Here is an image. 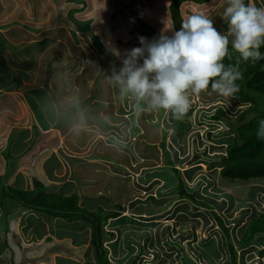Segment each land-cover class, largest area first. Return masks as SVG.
<instances>
[{
	"label": "rangeland",
	"instance_id": "rangeland-1",
	"mask_svg": "<svg viewBox=\"0 0 264 264\" xmlns=\"http://www.w3.org/2000/svg\"><path fill=\"white\" fill-rule=\"evenodd\" d=\"M64 1L56 0L61 6ZM73 1L76 2V6L71 11L67 8H60L62 19L59 20L61 23H67L68 32L66 36H61L63 42H56L57 44L52 45V41L46 38L39 42L33 41L28 43V46L26 45V53L25 48L23 49L21 45H13L0 40V109L7 103L6 97L1 95L2 92L23 84L19 91L15 90L11 93L12 95L10 94L12 103L7 104L10 105L7 106L5 112L17 120L14 122L8 120L9 122L5 123V120L10 117H5V115L0 117V135L12 133L11 141L5 149L1 150L0 157L3 158L6 152L11 151L17 143L20 146L24 145L19 141L15 143V137L21 133L17 129L21 128L19 122L22 119L20 116L22 115L21 118H24L25 114H22V107L19 105L20 99L29 101L34 119L41 129L48 128L50 125H54V122L58 123L57 121L63 124L59 128L52 126L49 132L39 131L35 126L32 131L38 135H35L32 140L34 148L36 146L55 147L61 143V147L68 152L74 151V147L78 146L85 148V150L79 151L81 154H85L88 150L89 154L94 152L98 155L101 154V148L108 147L110 149L108 150L111 155L105 156L104 160L109 161L119 170L117 171L119 175L111 180H116L118 187L115 192V186H111L110 203L113 206L121 205L126 208L129 205L137 206V214H140H132L129 210L125 211L127 213H122L125 218H116L113 221L109 219L106 225L109 229H112L110 222H116L117 225L119 222V225H123L119 232L121 241L114 239L106 244L108 253L111 252L114 259H122L124 264H130L132 258L127 256L132 257L139 253L140 258L135 264H182L181 259L183 261L186 257L193 264H230L232 255L230 248L232 247L236 250L238 264H264V256L262 260L258 257L260 245L257 243L252 242L242 248L238 247L242 228H245L243 224L246 225L253 219L250 217L253 216L252 211L256 209L254 206L259 205L258 200L259 202L263 201L260 205L264 210V193L260 192L258 188L253 189L257 197L250 196L252 200H249L247 204L251 205L247 206L239 199H235L237 197L233 198L236 193L235 189L233 195L229 188H227L228 193L221 189V184L229 185L227 187L232 189L231 185H246V181H231L221 177L218 171L224 160L225 147L231 136L235 134L236 126L255 115L264 114V92L244 89L240 86V95L250 100V104H242L235 96L226 99L218 95L211 86L199 94L189 91L191 106L188 114H185L182 119H174L170 113H164V110L161 109L157 110V120L153 122L151 117L136 112L137 115L129 117L131 120L137 116V125L130 128L129 137L125 136L122 139L114 138V136L107 137L108 134L104 133L107 127L104 131H97L101 119H99L100 116L96 113L95 108L90 112L88 107L90 105L84 107L86 101L94 97L91 90L93 86L94 88L97 86H102L105 89L111 88L107 79L111 74H105L106 70L103 71L100 64L98 79L91 80V77L87 76L86 71L94 69L92 54L89 51L91 47L89 48V44L87 45L85 40H82L85 37L79 32L87 33L96 51L104 56L105 61L109 58L113 59V55L108 51V48L112 46L122 49L138 43L137 47H139L141 46L139 40L141 36L147 39L158 38L165 28H169V31L165 33L167 35L175 31L173 23L170 21V6L167 5L170 0H163L157 7L160 9L157 10L152 8L154 2L151 0L152 3L146 4L149 7L147 15L146 12L139 11V4L142 0H110L107 11L98 8L102 3L99 2L100 0L95 6L92 3L96 0ZM262 1L245 0L246 3L251 2L256 6H261ZM6 2L7 0H0L2 10H5L3 3ZM161 5L162 7H160ZM15 6L17 7L15 4L13 8ZM226 6L227 0H185L181 5V15L185 19L194 12H204L213 19L214 27L218 31L227 34L228 24L222 18ZM16 7L5 20L8 21L14 17L16 19L17 16L25 13L20 8L21 11H18L19 9L15 11ZM92 8L94 10H91ZM28 13L27 19L35 22L34 25H36L39 12L30 10ZM86 14H90V16L87 17ZM13 22L17 23V20ZM69 35L70 37H68ZM6 36L12 39V37L19 38L20 34L15 32L11 38L9 34ZM14 44L17 43L14 42ZM47 45H52V48L35 55L39 49ZM66 48L69 50L62 53L61 50ZM20 54H24L25 58H22L23 56ZM66 54L67 57H65ZM120 66L121 64L115 65L117 69ZM25 79L26 81H23ZM36 85H42L44 90H30L29 88L26 93V87ZM64 89H67V92ZM105 89L101 90V97L110 96V91H105ZM60 96L61 98L63 96L71 98L72 105L64 106L65 104L61 103L60 111L57 112L54 101L58 100ZM61 101L64 99H60ZM249 105L251 107H247ZM127 106L125 103V110L129 109ZM114 108L116 109V107ZM219 109H222L224 113L216 119L213 116ZM243 110H245L244 116L242 115ZM88 112L90 113L87 114ZM138 117L146 118L145 121L148 125L160 129L161 145L150 144L146 140L142 142L141 138H146L147 131L144 127L145 124ZM163 118L169 126V134L162 121ZM1 121L5 124L4 129ZM153 131L148 134L150 139L156 134ZM133 133L137 134L134 139L131 138ZM167 134L170 136L169 138H167ZM142 146L146 148L147 155L140 154L139 149L142 150ZM26 147H31L30 143L26 144ZM140 158L141 164L154 165V160H158L162 165L149 167L142 171L140 176L137 172V177H134V170H138ZM134 159H137V168H132L129 165ZM173 168H177L179 172L174 171ZM32 169L35 170L36 167H32ZM9 171L10 167L6 169L5 174H0V181L7 183L8 175L6 173ZM126 175L128 177H122ZM179 176L184 179L185 190L188 193H194L195 200H191L190 197L181 198L178 195ZM65 177H61V180L65 181ZM144 177L153 178L148 185L155 188L157 197L147 199L150 196L148 194L144 198V200L147 199L145 202H134L136 198L140 197L137 195L134 200H131L133 197H129L126 193L135 180L138 188L139 181L144 180ZM56 178L58 177L48 178L45 175V180L48 183L56 181ZM160 178L165 184L162 189H160L161 186L155 187ZM252 181L264 184V177ZM42 184L48 192L53 191V188L47 186L44 181ZM119 190L125 200L117 203L113 196L119 194ZM144 193L140 191V195ZM181 199H185L182 204L180 203ZM99 205L104 206L102 203ZM212 211L220 217L225 226H229V235H226L219 220H215ZM126 214H128L127 217ZM107 238L109 236H106ZM59 247L65 249L61 245ZM95 257L98 261L96 253ZM108 259L110 260V258Z\"/></svg>",
	"mask_w": 264,
	"mask_h": 264
},
{
	"label": "crops",
	"instance_id": "crops-1",
	"mask_svg": "<svg viewBox=\"0 0 264 264\" xmlns=\"http://www.w3.org/2000/svg\"><path fill=\"white\" fill-rule=\"evenodd\" d=\"M97 1L99 0L94 1L92 5L95 6ZM109 1L110 0L108 1L100 0L99 2L102 3L98 6V8L107 11ZM162 1L163 0H153L154 3H152L151 0H142V2H140L139 4L140 6L139 11L146 12L147 15L149 7H147L146 4H148V2H151L152 8L157 10L160 9L157 7L160 3H162ZM170 2L167 5H169ZM3 4L5 5L4 6L5 10H2L3 7H0V12H1L0 40H4L6 43H12L13 45H21L23 49L25 48V52L27 49L26 45L28 46V43H32L33 41L39 42L41 41V39L46 38L52 41V45L57 44L56 42H63L62 41L63 38L61 36L63 35L66 36V33L68 32L66 25L67 23L66 22L61 23L59 20L62 19L61 9L67 8L70 9L71 11L76 6V2L73 0H65L62 6L60 3L56 2V0H32V1L7 0V2ZM15 4L17 5V7L15 6L16 7L15 11H17L20 8L22 11H25V13H23L21 16H17L16 19L15 17L10 18L8 22L5 19L6 18L8 19L12 11H14L15 7L13 8V5ZM260 5L264 6V0L261 2ZM160 7H162V5ZM20 9L18 11H21ZM30 10L39 12L36 25H34L35 22L27 19L29 17L28 12ZM91 10H94V8H92ZM86 16L89 17L90 14H86ZM112 17L114 18V15H112ZM15 20H17V23L13 22ZM170 21L172 22L171 15H170ZM32 22L33 24H31ZM2 31H4L5 33H3ZM13 32L19 33L20 37L19 38L12 37L14 34ZM79 33L83 37H85V39L82 38L81 39L85 40L87 45L89 44L88 45L89 48L91 47L89 51L92 54L91 59L93 60L92 64L94 65V69H89L86 71L87 76H90L91 80L92 79L94 80L96 78L98 79V71L100 69V64L101 67L103 68L102 70L103 71L106 70L105 74H111L113 65L121 64V61L117 59L115 56H113V59L109 58V60L107 59V61H105L104 56L96 51V48L94 47L93 42L90 39V37L87 35V33L84 31ZM7 34H9L10 38L12 37V39H9L8 36H6ZM68 37H70V35ZM154 38L157 37H152L149 38L148 40L151 41ZM14 42L17 44H14ZM52 45H47L39 49L35 53V55L41 51H45V50L47 51L49 48H52L51 47ZM137 46L138 45H136L135 47ZM131 48L133 47L130 46L123 47L122 49H120V51L123 53L124 50ZM68 50L69 48H66V49H62L61 51H63L62 53H64V51H68ZM21 56H23L22 58H25L24 54H22ZM65 57H67V54L65 55ZM23 81H26V79ZM41 86L36 85V86L26 87L27 89L26 93L28 92L29 88L30 90H44ZM110 86L111 88L109 89L107 88L105 89L102 86H97V88H94L93 86L91 90L94 93L93 94L94 97L91 100L86 101V105L84 107L86 108L87 105H90L88 106L89 111L91 112V110L95 108L96 113L100 116L99 117V119H101L99 122L100 126L97 127L98 128L97 131L99 132L104 131L105 128L107 127V130L104 131L105 134H108L107 137L114 136V138L120 137L122 139L125 136L129 137L130 128L131 127L134 128V126L137 125V116L136 118L133 117L131 120L129 119L130 116H133L135 114L137 115L136 112L151 117L153 122L157 120V112H158L157 110L151 111L143 106H137V104L134 101V98L131 95L127 96L126 100H123V98H121L119 94V88L113 86L112 84H110ZM22 87L23 84L21 83L18 87L13 88L12 90H4L2 92L1 95L6 97L7 103L1 106L0 117L1 116L4 117V115L5 117L8 116V114L5 112L7 106H9L12 103L11 93H13V91L15 90L19 91ZM102 89H105V91L109 90L110 96L101 97L100 92ZM64 90H66L67 92V89ZM54 94L56 95L55 89H54ZM66 95H70V94H66ZM60 99L61 100L64 99L65 102L64 101L60 102ZM71 102H72L71 98L65 96L61 98L60 96L58 100L54 101V104L56 105L55 106L56 111L57 112L60 111L59 107L61 103H64L65 104L64 106L67 105L71 106L72 105ZM8 103L10 104L7 105ZM125 103L129 106L128 110H125L124 107ZM19 105L20 107H22L21 108L22 114L24 113L25 114H24V118H21L22 115L20 116V119H22L19 122L21 123V128L17 130H19L21 133L16 135L15 143L19 141L20 143L22 142L24 145L22 146L21 144L20 146L17 143L13 146V149L11 151L6 152V155H4L3 158L0 157V174H5L6 169L10 167V171L6 173L8 175V181L6 184L16 188H22L23 190H31L33 188L32 185L33 180L36 179L39 180L38 178H40L42 181H44V183L47 186L53 188L52 189L53 193L64 194V195H71L75 193L78 197V205L88 210L103 209L108 211L110 209H113L115 206H113L112 203H110L111 202L110 188L112 185H114L116 192V188L118 186H116L117 184L116 180L115 181H111V180L113 178H116L117 175H119V172H117L119 170H117L109 161L104 160L105 156L111 155L109 151L110 149L108 147L101 148L100 150L101 154L98 155L92 151H91L92 153L89 154L88 150L86 151L85 154H81L79 153V151H83L85 150V148L78 146L74 147L75 148L74 151L68 152L61 147V143H59L55 147L49 146V148H45V146L44 147L36 146V148H34L35 145H33L32 140L35 137V135H38L32 131L34 130L35 126H37V129H39V131L42 130V132L43 131L49 132L52 126H58L59 128L61 125L63 126V124L62 122L57 121L58 123L54 122V125H50L48 128L41 129L34 119V114L31 111V105L29 101L20 99ZM111 106L113 107L112 109L110 108ZM114 107H116V109ZM90 112H88L87 114H89ZM8 117H10V119H6L5 123H8L9 121L14 122L17 120L16 118L13 119L11 116ZM138 118L145 124L144 127L145 130L147 131L146 138L145 139L141 138L142 142H144L143 140H146L147 143L154 144L157 146L159 144L161 145L160 129L148 125L147 122L145 121L146 118H141V117ZM162 121L164 122V125L168 130L167 133L169 134L170 129L169 126L166 124L167 122H165L164 118L162 119ZM1 125L3 126L4 129L5 126L4 122L1 123ZM152 130H154L153 132H156V134L153 135V137L150 139L148 134ZM11 134L5 133L0 135V152H1L0 154H2L1 150L5 149L8 146L9 141H11L10 139ZM168 134H167V138L170 137L168 136ZM135 136L137 137V134L133 133L131 135V138L134 139ZM28 143H30L31 147H26V144ZM142 148H143L142 150L139 149L140 154L143 153L144 155H147L146 148H144L143 146ZM140 162H141V158L138 161L139 163L138 170L137 169L134 170V177H137V172L139 173L140 176L142 171L148 169L149 167L162 165L161 162L158 160L157 161L154 160L153 162L154 165H145V164H141ZM129 165L132 168L133 167L137 168V159L136 160L134 159V161L131 162ZM32 167H36V169L33 170ZM184 169L186 170V168ZM184 169H182V171H184ZM110 172L112 173L111 176H110ZM45 175L48 176V178H54L55 176H57L58 178L55 179L56 181L48 183L45 180ZM61 177H65V181H62ZM122 177L126 178L128 177V175ZM152 179L153 178L147 179L146 177H144V180L139 181L138 188H137V182L135 180V182L131 184L130 189L126 194H128L129 197H133V199L131 200H134L138 195L140 197L139 199L141 202H145L148 198L157 197L155 188L150 187L148 185L150 181H152ZM256 179H260V178L249 179L248 181L245 182L246 185H241V184L235 186L231 185L232 189L230 187H227L229 185L221 184V189L224 190L223 192H227V188H229V190L232 191V195H233V190L235 189L236 193L233 196V198L237 197L235 199L237 200L239 199L241 203L247 204L249 200H252L250 196L257 197L254 194L253 189L258 188L260 192L263 191L264 193V184H262L261 182L252 181ZM41 180L39 181L42 182ZM159 186H161L160 189L165 187V184L163 183L161 178L159 179L157 185H155L156 188ZM123 191L125 192V190ZM140 191L145 193L143 195H140ZM118 193L119 194H115L113 197L116 199L117 203L123 202L125 200V198H123L124 196L120 195V190ZM148 194L150 196H148L147 199L144 200L145 196ZM181 200L182 201H180V203L182 204L183 200L185 199H181ZM261 202L263 201L259 202L258 200L259 205L254 206L256 209L252 211L253 216H251L250 218H255L257 217L258 213L264 212L262 205H260ZM99 203H102L104 206L99 205ZM249 205L251 204H247V206ZM187 209L188 206L186 207V210ZM129 210L132 214L134 213L137 214V206L134 207L132 205H129L128 208L125 207V210L122 211V213H127L125 211H129ZM127 216L128 214H126V217ZM122 218H125L124 214L120 215L117 219H122ZM113 220L114 219H111V221ZM110 223L112 224L111 225L112 229H109L106 226L105 229L114 231V236L112 239L110 237L107 238L108 240L105 238V242H104L105 246L107 242L113 241L114 239L121 241L119 232L121 231L120 228L123 227V225L121 224L119 225V222H117L118 225L116 224V222H110ZM244 226L246 225L243 224V227ZM243 231L244 229L242 228V234ZM125 236H127V234H125ZM59 245L65 247V249L59 247ZM39 248L41 249L38 250ZM135 256L132 257L127 256V257L132 258L130 261H133V258ZM108 258H110V262L114 264H124V260L114 259L112 257L111 252L108 253ZM0 264H99V263L95 257L94 247L91 244V227L87 221L74 220L68 222L59 216H54V215L50 216L40 211L27 209L21 206L13 198L6 197L0 203Z\"/></svg>",
	"mask_w": 264,
	"mask_h": 264
},
{
	"label": "clouds",
	"instance_id": "clouds-1",
	"mask_svg": "<svg viewBox=\"0 0 264 264\" xmlns=\"http://www.w3.org/2000/svg\"><path fill=\"white\" fill-rule=\"evenodd\" d=\"M222 18L227 21V34L214 27L213 19L204 12H194L182 19L180 30L149 41L139 38V47L124 50L108 48L121 61L119 69L112 66L109 83L119 88L121 98L131 95L137 106L151 111L163 109L180 120L190 109L188 92L199 94L211 88L226 99L239 91L237 81L243 79L239 62L232 59L231 49L239 60L264 59V6L227 0ZM142 60V63H141ZM256 138L264 141V119L258 121ZM180 199V198H178Z\"/></svg>",
	"mask_w": 264,
	"mask_h": 264
},
{
	"label": "trees",
	"instance_id": "trees-1",
	"mask_svg": "<svg viewBox=\"0 0 264 264\" xmlns=\"http://www.w3.org/2000/svg\"><path fill=\"white\" fill-rule=\"evenodd\" d=\"M183 2H185V0H171L169 4L171 20L175 31L180 30L181 27L183 19L181 15V5ZM136 45H138V43L131 44L130 47H135ZM229 51L232 53V59L229 60L226 58L224 63L228 65L239 62L240 70L243 73V79L237 81V84L244 89L264 92V59L255 62L251 60L244 62L239 60V54L231 49V45H229ZM260 52L264 54V45L261 46ZM209 86H211V84ZM235 97H237L242 104H250V100L240 95V91L235 94ZM247 107H251V105ZM244 111L245 110L242 111L243 116L245 113ZM223 113L224 111L219 109L213 117L217 119ZM260 119H264V114L255 115L253 118L236 126L235 134L231 136L230 141H228L225 147L224 160L219 169L221 177L241 181L264 177V141L256 138V129ZM173 169L179 172L177 168ZM184 185L185 182L183 177L179 176L177 185L178 195H180L181 198L190 197L191 200H195L194 193H188ZM6 197L13 198L27 209L40 211L50 216H59L68 222L74 220L87 221L91 227V244L98 256V263L113 264L108 259V251L104 242L106 236H109L111 239L113 238L114 231L106 230L105 226L109 219L118 218L122 214V211L125 210V206L116 205L113 209L108 211L103 209L88 210L78 205V197L75 193L64 195L48 192L46 188H43L42 182L37 179L33 180V188L31 190L18 189L6 184V181H0V200L2 201ZM134 201H140V199L136 198ZM212 215L215 220H219V224L225 230L226 235H229V226H225L214 211H212ZM252 242L260 245L258 257L262 258L264 256V212L258 213L257 217L251 219L246 224L238 242V247L242 248ZM230 251L232 254L230 264H238L236 250L231 247ZM139 255L138 253L133 258V264L139 260ZM189 260L190 259L186 257L183 261L181 259V262L182 264H193L190 262L191 260Z\"/></svg>",
	"mask_w": 264,
	"mask_h": 264
}]
</instances>
